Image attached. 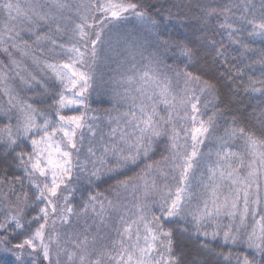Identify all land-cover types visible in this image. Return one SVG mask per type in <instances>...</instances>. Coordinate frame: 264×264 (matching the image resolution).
Segmentation results:
<instances>
[{
    "label": "snow or ice",
    "instance_id": "snow-or-ice-1",
    "mask_svg": "<svg viewBox=\"0 0 264 264\" xmlns=\"http://www.w3.org/2000/svg\"><path fill=\"white\" fill-rule=\"evenodd\" d=\"M149 7L154 15L131 0H55L51 10L0 0L8 58L0 61V147L21 173L0 175V250L15 264H62V255L66 264H264V48L252 47L256 38L264 43V0L197 3L195 39L175 31L189 23L180 11ZM129 13L147 26L146 38L125 43L148 63L124 77L136 94L124 91L129 111L82 160L85 131L95 137V125L65 110L88 108L91 66ZM145 45L154 49L147 58ZM249 108L250 116L236 115ZM221 127L205 160L201 147ZM161 143L167 155L152 161ZM133 167L140 172L119 179ZM106 180L119 190L114 200L96 191ZM82 217L81 230H57Z\"/></svg>",
    "mask_w": 264,
    "mask_h": 264
},
{
    "label": "trees",
    "instance_id": "trees-1",
    "mask_svg": "<svg viewBox=\"0 0 264 264\" xmlns=\"http://www.w3.org/2000/svg\"><path fill=\"white\" fill-rule=\"evenodd\" d=\"M20 5H42L46 10H51L52 6L55 3V0H17ZM131 2L135 3H143L144 8L149 14H153V10L149 7V4L156 5L158 8L163 6V8H170L173 13L180 11L182 13L181 19L185 17L188 19L189 23L183 25L181 28L179 25L175 29L176 32L182 33L180 38H183V35H192L193 39L199 35L198 32L192 33L189 29L191 28H199L200 24H198L193 17L199 15L196 11L195 5L197 3H204L207 0H175L176 3L180 4V9L173 7V0H131ZM218 3H229V4H236V5H244L247 3H255L259 4V0H217ZM28 5V6H29ZM242 11V8H241ZM55 14V13H54ZM166 14V13H165ZM239 15V12H237ZM155 19H159V17H154ZM3 22V17L0 16V23ZM175 23V22H174ZM147 26L141 24H134V23H127L122 25L119 29H114L112 35V41L110 46L105 47V50L99 56V59L95 64L91 66V74L93 76V84L92 87L89 89L88 93V100L86 101L88 108H80L79 111H72V110H65V114H79L80 112H85L86 118L88 119L89 123L95 125L94 131L96 133L95 137L89 135L87 131H85V139H84V147L81 150V159L83 160L87 155V148L93 147L95 149H99L100 146L104 143L108 142L109 132L111 127H115L116 125L113 123V119L117 116H120L122 113L129 111V104L131 103V96H135V92L132 88L124 83V77L127 75H132L129 71L133 65H135L136 69L140 70L143 68L144 65L148 63L147 59L141 60L140 55L141 53L135 49H130L129 45L125 43V38L129 42L140 40L141 38H146L145 28ZM210 27L215 29V21L211 22ZM215 39H219L220 33L219 30L210 31L208 33ZM28 39V37H25ZM248 42V41H246ZM29 44H31V40H29ZM252 47L256 48L257 50L264 48V43H262L259 38H256L255 43ZM106 54H104V52ZM154 52V49L145 45L144 50L142 52L143 57H149L150 53ZM14 55L18 59L24 60V63L29 66L30 70L35 71V69L31 68V61L30 59L21 57L18 53H14ZM235 55V52H233ZM135 56L136 59L132 60L131 57ZM257 57H253L255 59ZM0 61H3L5 64L8 63V58L0 52ZM249 63L251 61H248ZM167 63L171 64L172 61L168 60ZM223 71V69H221ZM255 75L259 76V66L256 67ZM13 86L17 89H21V85L19 81H15ZM128 89L131 93V96L125 97L124 91ZM59 88L52 89V91H59ZM225 93L227 89H223ZM21 95L27 97L32 96L31 92H24L21 91ZM258 101L251 100L248 98L244 99V104H257ZM4 103L3 97H0V105ZM49 104L52 101L48 102ZM221 107H225V105H221ZM230 109H235L239 107V105L229 104L227 105ZM51 112V110H50ZM252 113V108L248 109L246 114L236 113L237 116H250ZM161 115H164L163 110L160 111ZM230 113H226V117H230ZM4 121L0 119V126H2ZM248 127L251 128L252 124L249 122ZM215 142L211 141L209 144H206L203 148L209 151V153H215L216 151L211 148L214 147L217 142H219L216 137L223 135V127L218 128L217 131L214 133ZM239 148V141L236 142ZM210 147V148H209ZM202 148V149H203ZM165 144L161 143L159 147L156 149L155 155L152 156V161H160L163 156L167 155V152L164 150ZM204 150V151H205ZM238 150V149H237ZM19 151V149H17ZM205 151L204 153H206ZM202 152V150H201ZM203 153V152H202ZM5 151L2 147H0V175L4 172H7L9 176L14 175H21L18 170L8 167V163L11 162V157H8V161L6 162L5 159ZM214 159V155L211 157ZM151 162V161H148ZM143 165H141V168ZM141 168L133 167L130 170H126L125 174L119 179L123 180L127 177L134 176L136 173L140 172ZM81 180L86 183L85 178L82 176ZM161 181L158 179V183ZM171 183V181H169ZM115 184L114 180H106L104 183L96 184V191L102 193L106 196L109 200H114L115 196L113 195L114 192H118L119 190L112 187ZM122 197H131L130 192H120ZM138 195V194H137ZM73 203H76L74 201ZM35 213H29V215H34ZM89 224L92 222L91 217L88 219ZM110 226H115V218L109 220ZM84 226V218H80L79 221L73 223L72 227H61L57 226V230L61 233H71L72 231H79ZM114 236V233H110ZM3 234L0 233V236ZM20 237H17V240ZM16 242L15 240L13 241ZM222 243V241H221ZM217 252L224 251L227 252V248H221L217 244L212 245ZM202 259L207 257H201ZM63 255L61 256L62 264H66V261ZM0 264H15V258L13 255L9 254L6 251L0 250ZM37 264H45L44 261L38 260Z\"/></svg>",
    "mask_w": 264,
    "mask_h": 264
},
{
    "label": "rangeland",
    "instance_id": "rangeland-1",
    "mask_svg": "<svg viewBox=\"0 0 264 264\" xmlns=\"http://www.w3.org/2000/svg\"><path fill=\"white\" fill-rule=\"evenodd\" d=\"M28 5H29V4L23 5V7L26 8ZM21 7H22V5H21ZM128 18H129L128 21L125 22L123 25H125V24H127V23L140 24L138 21H136V19H135L130 13L128 14ZM104 50H105V48L102 50V52H103ZM106 52H107V51H105L104 54H106ZM100 54H101V52H100ZM215 136H217V135H213L212 137L209 138V140L205 141V143H206V144H209L210 140L213 141V142H215ZM206 144H204V145L201 147V150H202L203 153H204L205 151H207V150H205V148H203ZM218 147H219V142H217L216 145H215L214 147L212 146L211 148H213V150L216 151V150L218 149ZM202 148H203V149H202ZM209 148H210V147H209ZM204 150H205V151H204ZM204 158H205V160L209 159V151H207L206 153H204ZM64 260H65V259H64Z\"/></svg>",
    "mask_w": 264,
    "mask_h": 264
}]
</instances>
